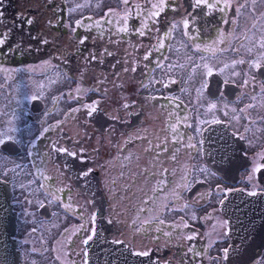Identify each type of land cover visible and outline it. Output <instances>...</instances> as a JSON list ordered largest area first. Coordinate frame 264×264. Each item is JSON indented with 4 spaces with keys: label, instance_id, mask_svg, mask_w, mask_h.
<instances>
[{
    "label": "flooded vegetation",
    "instance_id": "obj_1",
    "mask_svg": "<svg viewBox=\"0 0 264 264\" xmlns=\"http://www.w3.org/2000/svg\"><path fill=\"white\" fill-rule=\"evenodd\" d=\"M74 1L0 0V13H2L0 40L4 41L0 44V122L10 123L5 118L11 116L12 110H15L21 115L24 123L23 130L15 129L18 138L23 139L21 142L24 149L21 145H17L15 140L8 139L6 141H11V144L5 146L1 143L0 153H6L9 160L14 162V171H17L15 169L20 166L19 162L23 158L27 167H30L29 161L32 160L35 169L33 176L30 171L29 174L35 181L37 180L39 186L41 183L38 180L41 179L43 186L48 188L44 193L45 196L58 206L62 216V212L65 211L63 205H70L77 212L73 207L76 205V199L88 206V200L81 189L84 178L92 174H88L90 168L98 167L104 177L112 178L111 182L115 186V177L120 178L119 182L125 183L143 177L130 174L136 172L140 162L160 175L164 169L180 162L181 156H193L194 173L201 172L211 180V183L207 180H199L200 182L195 183L194 187L188 186L184 198L182 196L187 185L177 191V198L176 194L172 198L173 206H164L160 211L162 217L160 222L166 224L168 234L159 235L154 245L142 237L139 239L132 237L128 240L135 253L140 255L143 252H150L146 256H150L153 262L222 264L228 244L217 249L218 256L210 257L208 249L210 238L202 232L209 230V224L214 222L212 228L219 231L223 228L224 232H220L221 238L225 237L228 241L227 220L216 213H220L221 201L214 204L213 201L205 200L199 204L193 199V195L196 196L202 186L207 192L220 195L221 200L232 192L242 191L249 194L264 192V51L258 46H252L254 41L251 39L262 29L258 15L261 8L250 7L249 14L258 15L257 19L254 18L249 23L236 24L234 22L238 18L240 6L232 2L243 5L244 0H160V3L153 8L150 6L157 0H127V2L111 0V3L118 5L117 11L119 9L134 11L132 17L137 20L140 32L144 35L139 33L131 38L127 37L125 43H128V47L123 55L120 52L119 39L115 36L108 38L104 34L88 32L90 37L85 43L94 46L97 42L95 35L97 34L101 42L114 50L111 55L104 53L99 57L100 61H106L111 65L119 62L126 65L127 84L126 88H123L124 92L119 94L120 100L116 98L110 100L112 103L106 108L107 114L99 124L94 119L88 120L96 136L94 140L83 144L81 150L79 147L76 148V155L70 153L66 156L65 146H53L49 149L45 137V122L41 111L48 101L45 96L48 87L35 78L33 84L37 96L29 91H25L21 96L22 104L27 100V105H22L14 94L21 89L20 82L30 77L39 78L49 75L52 88L57 84H63L66 89L69 82L74 84L79 82V66L75 58L79 55L74 49L76 45H68V37H78L81 31L84 32L83 24L88 18L85 14H91L96 18L95 12L99 9L92 7V0ZM135 2L137 4H134ZM161 5L163 10L159 7ZM157 12L159 15H152ZM28 20L32 23L29 24ZM107 22L108 19H105L102 24L106 25ZM177 32L182 34L181 40L184 44L183 51L178 56H174V35ZM256 42L260 44V40L257 39ZM248 45L251 50L248 49ZM99 49L100 47H95L96 51ZM193 51L197 56L192 55ZM200 62H203L204 66L200 72H195V65ZM45 63L51 64V71L44 70ZM235 63L239 65L236 66ZM21 64H27L25 66L27 74L22 78H17L3 66L21 67ZM104 64L105 62L99 66ZM53 71H57L60 76L63 75L64 79L54 80L51 75ZM135 76L138 77L137 93L144 91V94L151 96L154 106L148 104L142 93V103L136 105L135 111H131L132 102L129 101V93H125V90L129 85L134 84ZM189 76H193L198 84L197 92L183 84ZM14 82H17V85L13 86ZM191 91L195 95L191 94ZM58 93L51 94L49 100ZM4 97L7 98V105L3 103ZM194 99H201L204 106L212 113L221 116L200 124L197 115L193 117L186 115L183 124L188 125V128H194L190 139L186 141L183 140V124L181 122L179 124L181 114L179 105L183 103L187 108L186 103L190 100L197 104ZM55 106L53 104L50 107ZM146 107L154 108L157 116L143 112ZM157 109L160 110L159 114ZM75 120L73 117L70 119L72 125ZM160 122L164 127L168 125L170 140L175 138L176 142L182 141L185 143L184 148H181L180 144L173 147L170 143L168 145L163 142V151L169 149L166 155L151 152L150 148L154 143L165 139ZM31 125L33 126L30 127ZM83 130L81 126L79 133L71 130V134L74 136L84 134ZM115 131L120 136L117 147L106 152L105 160L97 161L93 154L106 144L102 135L105 133L112 135ZM9 132V129L0 126V141ZM47 138L51 144L54 143L52 132L47 133ZM113 143L114 141L110 146ZM98 144H101V147L98 148ZM54 149L55 156L52 153ZM127 154L136 157V160H131L134 168L129 171L117 169V162H122V157ZM59 155L64 156V160L58 159ZM116 172L119 173L118 176ZM14 175L16 176L15 173ZM166 179L171 182L173 176L169 175ZM10 184L13 191V205H16L21 212L17 218L15 235L17 248H21L23 244H27L29 238L41 234L39 231H30L25 223L24 226L21 223L22 215L24 219L26 214L23 213L19 203L26 204L30 200L24 198L25 190L22 192L24 185L20 181ZM69 193L72 197L68 195ZM260 196L264 197V194ZM189 205L201 209L208 205V210L202 211V215L196 214L194 210L187 213L186 209ZM183 211L195 222H186L181 214ZM177 212V216H180L179 221H176L175 217ZM34 213L38 219L46 220V222L42 221L44 235L41 238L42 244L47 243V239L52 235L59 236L63 226L60 222L57 227L49 226L53 215L50 207L42 209V213L39 210ZM165 213L167 219L163 218ZM21 231H24V239H18ZM24 256L23 252H19L21 264H24ZM26 256L29 259L31 256L41 257L33 252H26ZM36 262H40V259Z\"/></svg>",
    "mask_w": 264,
    "mask_h": 264
},
{
    "label": "rangeland",
    "instance_id": "obj_2",
    "mask_svg": "<svg viewBox=\"0 0 264 264\" xmlns=\"http://www.w3.org/2000/svg\"><path fill=\"white\" fill-rule=\"evenodd\" d=\"M79 1H83V0H75L74 2H79ZM85 1H87V0H85ZM92 1H93V5H92L93 8H95V9H98L99 7L104 8L103 10H101V15H100L101 20L100 21L103 23V21L108 18V22H107L108 27L106 28V29H108V32L110 31L117 39L121 40L120 38H123V33L121 31H115L114 32V30L121 29L122 26L125 25L126 21L124 18L116 20L115 11H116V9H118V5L115 4V5L109 7V5H111V0H92ZM159 3H160V0H157L156 3L152 4L150 7L153 8L154 5L157 6ZM134 4H137V2H135ZM232 4H237L240 6V9L238 10V12H239L238 18L234 22L236 24L249 23V22H252L254 20V18L257 19L258 15L260 16L259 19L261 21L260 24L262 26V29L259 30L257 32V34H255L253 36V38H251V39L254 42H256L257 39L260 40V44L257 42L256 43L253 42L252 46H258L261 48V50L264 51V0H249V2L247 0H244L243 5L238 4L237 2H232ZM146 7H149V6H146ZM250 7L253 9L254 8L260 9L261 8V11L259 12L258 15H251V14H249ZM112 8H113V10H110ZM133 14H134L133 10H131L127 13V17H128V21H129V26L127 28L128 33H132L133 31L140 30L138 27L137 20H135V18L132 17ZM158 24L160 25L159 21H158ZM156 28L159 29V27H156ZM86 34H87L86 32L81 31L79 33L78 37H74V38L68 37V41H67L68 45H76L74 47L75 50L77 49L78 46H87V49L89 51L83 49L82 53H81L82 57H78L81 66H84V64H86L84 59H86V58L89 59V57L91 55H93V57L95 56L96 58H98L97 54L99 53V51L96 53L95 47L104 48V44H103V42H101V39L98 37L97 34H95L97 42H95L94 46H90V43H85V42H88V41L84 40V36ZM135 35H137V34H135ZM174 38H175V50H174L173 54H174V56H178L179 53L183 51L184 42L181 40L182 34H179V32H177V34L174 35ZM248 49L251 50L250 45H248ZM106 52L108 53L107 49L104 50V53H106ZM104 53H102V55ZM102 55H100V57ZM192 55L197 56V53L195 51H193ZM102 62H104V61H102ZM44 65L46 66V69H44L45 71H51V68H50L51 64L50 63H45ZM88 65H90V64H88ZM235 65L238 66L239 63H235ZM3 66L5 68L9 69L17 78H22L23 75L25 76L27 74L26 70H25V66H27V64H21V67H18L19 65L18 66L3 65ZM111 66L112 65L109 64L107 67H111ZM203 66H204L203 62L196 64L195 65V67H196L195 72H200V70ZM125 71H126V65H124V69L122 72H120V71L116 72V70H110L111 79H109V84H105L104 81L106 80V73L104 74V71L101 69L97 73V81L92 78V81L96 82L98 84V87L100 88V91L98 93V98H97L98 102H97V104H95L91 107H87L86 106L87 101L90 100L92 97H94V94L93 95L92 94L85 95L84 93H81L80 95L81 96L85 95L86 99L82 100V102L80 104L81 106L79 107V109L81 108L80 111L85 113V112H87V110L88 111L91 110L90 113H93L95 111H98L99 109L102 110V109L109 107V105L112 102L105 99L106 97L103 95V93L105 91H110L113 94L116 93V99L118 100L119 99L118 95L122 94L124 92L122 85H124V83L126 82ZM103 74H104V76H103ZM51 75H52V78L56 81H60L61 78L64 79V76L63 75L60 76L57 71L51 72ZM35 78H37L40 82L44 83L48 87V89L45 90V96L48 99V101H49V96L51 94L62 92L65 88L63 86V84H57L56 87L52 88V84L49 81V75L39 77V78L38 77H34V78L30 77L28 80H24V81L20 82L21 89L18 91V93L14 94L18 98V100L20 101L21 104H22L21 96L25 91L32 92L35 97L37 96V91L34 88V84H33V80ZM133 80L135 81L134 84L129 85L127 87V89L125 90L126 91L125 93H127V92L129 93V101L132 102L131 103L132 104V108H131L132 110L131 111H135L136 105L139 103H142V100H143L142 93L144 94V91H142V93L141 92L137 93L138 87L136 86V81H138V77L135 76L133 78ZM186 80H187L186 82H190L192 84L191 89L194 92H197L198 84L194 81L193 76H189L188 79H186ZM88 82H90V81L85 79V83H88ZM120 84H122V85H120ZM15 85H17V82L13 83V86H15ZM73 85H76V84L69 82L68 86L66 85L67 86L66 88L67 89L73 88L72 87ZM119 88H121V91L119 90ZM84 91L87 92V89H85ZM193 91H191V94L195 95V93ZM144 96L148 100L149 105H151V106L155 105L151 96L146 95V94H144ZM26 101H24V103L22 105H24V104L27 105ZM48 101H46V103L43 107V110L41 111V114L46 113L48 108L50 107V102H48ZM194 101L197 102V104H195L193 102V100H190V102L188 103V108L192 113L195 110L200 124H203L204 122H206L207 120H210V119L220 118L221 114L212 113L208 107L204 106L201 99H194ZM3 103L5 105H7V98H5V97L3 98ZM133 104H134V107H133ZM73 107H74V102H69L67 99H65L64 105L61 107V109L59 111H56V112L54 111V115L59 116L60 113L64 114L63 112L66 111L67 108H73ZM118 107L122 108L120 106H118ZM164 108H166V107L164 106ZM93 109H95V110L93 111ZM53 110H55V107ZM157 110H158V114H159L160 110L159 109H157ZM130 112H129V114H130ZM143 112L150 113L153 116H157V112L155 111L154 108H151V107H146L143 110ZM127 116H125V118ZM71 118H69L67 120V122L65 124V130H66V126H67L68 127L67 129L75 130L76 132L79 133L81 131V126L72 125V123H70ZM229 118H230V116H229ZM5 119L10 123H1L0 122V126L3 129H6V128L9 129L10 132L7 133L1 141H3V143H4L8 139H13V140H15L17 145H21V147H22L21 141L23 139L18 138V133L15 130V129H22V130L24 129V123H22L21 115L19 113H16L15 110H12L11 116H9L8 118H5ZM125 121H127V120H125ZM131 121H132V119H131ZM160 125H161V128L163 129V135H164L165 139L162 141H158V142L154 143L150 148L151 152L152 153H158L157 155L165 154L163 149H162V143L163 142H166L168 145L170 143L172 146V144L175 140V138L174 139L171 138V140L169 138L170 131H169L168 125L166 127H164L162 125V122H160ZM32 126L33 125H31L30 127H32ZM124 127H126V125H124ZM192 129L194 130L193 127L188 128V130H192ZM83 131H84V134H79L77 136H74L72 134H71V136H69V135L63 136L61 133H59V136L61 135L63 140H66L67 142H66V144L58 143L57 146L64 147L66 145L65 146L66 151H68L71 154L74 153L76 155V153H77L76 148L79 147V149L81 150L80 147L83 146V144L87 143L89 140H92V139L94 140L95 135L93 134L92 129L86 128V130L84 129ZM20 134H21V132H20ZM20 134H19V136H20ZM102 136H103V139L106 141V144L104 147H102V149L95 151V153L93 154V156L95 157V159L97 161L105 160L106 159V152L109 150H114V147L115 146L117 147L118 140L120 138L117 131H115L112 135H108L105 133ZM113 141H114V143L110 146V143ZM68 142H70V143L67 144ZM50 145L52 146L51 143H50ZM97 147L98 148L101 147V144H98ZM127 159H130V154H127ZM185 159L187 161H190V162L192 161V159L190 157H185ZM0 160L3 161V162L0 161V177L1 178L4 177L6 180H8L14 184H16V182L18 183V181H20V183L24 185V187L22 189V192L25 190V197L24 198L30 199L29 202H26V204L19 203V205L22 207L23 213L26 214L24 219H23V215H22L21 223H23V226L25 223V225L28 226V229L30 231H32V230L34 232L39 231L41 234L40 236L29 238L26 245L23 244L21 246V248H17V250H19V252H23L25 255L24 256V264H58L56 262L57 256H62V258L60 260H58L61 264H73L72 261L77 259V258H75V254L73 255V258L70 262H67L65 260V257H66V252H69V251H67V249L71 248V245H70L71 241L74 238H77V237H75L76 229L78 228L76 226V223H78L79 218L75 215H70V214H72V212L69 211L68 208L66 209L68 212L63 211L62 212L63 216H62L58 206L48 200V198L44 194L45 192L48 191V188H45L43 186L40 178L38 181H40L41 186H39L37 183V180L35 181V179L32 177L33 176V170L35 169L34 164L32 163V160L29 161L30 167H27V163H26L25 159L23 158V160L19 162L20 166H17V168L15 169L17 171H14V167H15V166H13L14 162L9 160L6 153H3V152L0 153ZM172 170H173V166H172ZM29 171H30L32 176L29 174ZM145 171L152 173L153 179L151 181H149V183H147L145 181V184L142 185L143 189H145L147 187L150 189L154 185L157 186L160 184V180L162 178L163 172L160 173V175H158V174L154 173V171L149 167L144 166V169L138 168L136 170V172L134 173V175L140 176L142 174H146ZM14 173L16 174V176L14 175ZM88 173H93V175L95 176L94 180L96 181L97 186H98L97 179L100 180L101 188H103L104 192L107 191L109 188H111L110 192L107 194L108 196H111L110 193L112 191H114V188H115L111 182V179H110V182H111V184H110V182L107 181L109 179V177H104L103 173L100 172L98 167L90 168ZM17 174H20V175L17 176ZM172 176H173V179L171 180L170 184L161 193L162 200L165 203L166 207L173 206V204H174V202L172 200L173 196L176 193L178 194L177 191L181 190L185 185V176H184L183 171L176 173V174H173ZM199 180H207L208 182L211 183L210 179H208L206 176H204L201 172H198L196 175H193L191 182H189V184L184 188V193L182 196L183 198L186 197V192H187L188 186L191 185V188L194 187L195 183L200 182ZM140 183H141V181H138L137 185H139ZM158 193L159 192H155L154 194H158ZM177 194H176V198H177ZM68 195L70 197H72L71 193H69ZM119 195H117V201L116 200L110 201V205L112 208L111 217H112V220L115 221L117 227L121 229V232L123 233L122 238L124 239V237H127L131 232L130 227L135 228V229L137 228V225H136L137 220L134 222V224H131V225L129 224L130 222H132L136 219V214H135V212L127 213L128 209L121 202ZM148 198H149V196L146 195V199H148ZM193 199L195 201H197L199 204L201 202H205V200H208L210 202L213 201L214 204L215 203L218 204L221 201V196L218 194L207 192L205 190V188L202 186L198 190V192L196 193V196L193 195ZM222 200H223V198H222ZM76 201H77V199L75 200V202ZM45 206H47V208L50 207L52 214H53L50 221H49V226L50 227H57L58 222H60L61 225L63 226V233L61 236H59L60 239L63 238L62 243H61V251L62 252H58V254H57V252H54V246L60 240H58L56 242L58 236H55V235H52L51 237H49L47 239L46 248L42 249L41 238L44 237V235L42 233V229H43V222H46V220L45 219H42V220L38 219V217L35 215L34 211L39 210V212L42 213V209ZM144 206L145 205H143V207ZM149 206H150V204H149ZM262 208L264 209V199H263ZM13 209L16 212L18 211L17 212V217H18V215L21 213L20 209L16 205L13 206ZM88 210L90 211V208ZM146 210H145L146 212L144 211L145 213L142 214L143 216L146 217V218L141 219V222L143 225L146 224V222L148 223V220L153 219L157 213V211L155 209H153V210L152 209H146ZM186 210H187V213H191L192 210H194L196 214L200 213L202 215V213H201L202 211L208 210V205H206L202 209L201 208H195V207L189 205ZM68 213H69V215H68ZM115 213L119 214L121 217L118 215H115ZM216 213L220 215V213H218V212H216ZM181 214H182V216H184L186 222H189V223L195 222L188 214L185 213V211L181 212ZM138 215H141V214H138ZM177 215H178V212L176 213L175 217H176V221H179L180 216H177ZM64 216H67V217H64ZM171 217H173V216L171 215ZM221 217L223 218V215ZM164 218L167 219L166 213L164 215ZM226 220L227 219H225V221ZM227 224H228V226H227ZM19 225H20V222L18 220V230H19ZM213 225H214V222H211L209 224V227H210L209 230H207V231L203 230L202 231L203 233L206 234V237L210 238V242H209V246H208L210 257L218 256L217 249L219 247H225V246H227V244L229 245V242L226 240L227 238H225V237L221 238L220 232L221 231L224 232V229L222 228V230L219 231L218 229L212 228ZM226 228H227V235H228V233H229V222H228V220L226 222ZM64 230H66V231L64 232ZM136 232H137V230H136ZM23 233H24V231H21L19 233L18 239H20V238L24 239ZM43 246L45 247V244H43ZM227 251H228V246H227ZM263 251H264V248L262 249V253L259 256H257V260L254 264H264V252ZM26 252H33L36 255H40L41 257L39 258L37 256H31L29 259L26 256ZM147 253H150V252H147ZM226 253H225V256H226ZM55 254H57V255H55ZM223 257H224V255H223ZM37 259L38 260L40 259V262H36ZM52 259H53V261H52ZM151 260H153V259L151 258ZM212 260H217V259H212ZM221 263L226 264L224 260L221 261Z\"/></svg>",
    "mask_w": 264,
    "mask_h": 264
},
{
    "label": "water",
    "instance_id": "obj_3",
    "mask_svg": "<svg viewBox=\"0 0 264 264\" xmlns=\"http://www.w3.org/2000/svg\"><path fill=\"white\" fill-rule=\"evenodd\" d=\"M96 210L98 229L87 243L88 264H159L131 253L122 243L111 242V226L104 220L100 192L89 190ZM260 194L232 192L223 200L221 212L229 222L226 264H251L264 248V209ZM16 212L11 204V188L0 179V264H19L15 249ZM12 252V253H11Z\"/></svg>",
    "mask_w": 264,
    "mask_h": 264
},
{
    "label": "trees",
    "instance_id": "obj_4",
    "mask_svg": "<svg viewBox=\"0 0 264 264\" xmlns=\"http://www.w3.org/2000/svg\"><path fill=\"white\" fill-rule=\"evenodd\" d=\"M183 84H185L188 88H190L191 89V87H192V84L190 83V82H184ZM92 99V98H91ZM90 99V100H91ZM91 102V101H90ZM179 111H180V113L182 114V117L181 118H183V117H186V115L187 114H185L186 112H188V110H187V108H186V106L183 104V103H180V105H179ZM178 130L180 131V134L182 133L181 132V130H180V128H178ZM184 137H185V134L183 135ZM123 165L124 164H121V166H120V164L119 165H117V167L118 168H120V167H123ZM126 168H129V165H127V163H126V166H125ZM124 167V168H125ZM131 185H128V186H126V187H124L122 190H121V192H123V193H125V194H127V193H129L130 191H131V189H129V187H130ZM154 197H156V195H154ZM150 227H151V229L153 230V232H154V235H153V237H151V236H149L148 237V240H150L151 242H153L154 244H155V241L158 239L157 237L159 236V235H161V234H165V233H167V226H162L159 222H157L155 219H151V221H150ZM144 235H148V231H146V232H144ZM117 239H119V237H117Z\"/></svg>",
    "mask_w": 264,
    "mask_h": 264
},
{
    "label": "snow or ice",
    "instance_id": "obj_5",
    "mask_svg": "<svg viewBox=\"0 0 264 264\" xmlns=\"http://www.w3.org/2000/svg\"><path fill=\"white\" fill-rule=\"evenodd\" d=\"M125 2H127V0H125ZM153 7H156L155 5L153 6ZM161 7V10H163V6L161 5L160 6ZM152 15H159V13L157 12V13H153ZM0 16H2V13H0ZM28 23L29 24H31L32 23V21L31 20H28ZM124 29H122V31H123ZM140 35H144V33L143 32H140ZM2 43H4V41L3 40H0V44H2ZM109 55H111V53H109ZM147 58V57H146ZM95 109H93V111H94ZM0 143H3V141H0ZM72 155H75L74 153L72 154ZM140 255H148V253L147 252H143V253H140Z\"/></svg>",
    "mask_w": 264,
    "mask_h": 264
}]
</instances>
